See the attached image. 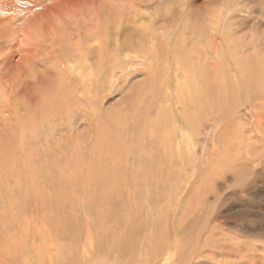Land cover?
<instances>
[{"label":"rangeland","instance_id":"rangeland-1","mask_svg":"<svg viewBox=\"0 0 264 264\" xmlns=\"http://www.w3.org/2000/svg\"><path fill=\"white\" fill-rule=\"evenodd\" d=\"M207 1L0 0V264H264V0ZM102 22L112 37L77 80L66 57ZM118 31L174 46L188 76L165 64L167 90L187 81L193 94L205 72L221 105L181 126L143 72L153 59L113 49Z\"/></svg>","mask_w":264,"mask_h":264},{"label":"bare ground","instance_id":"bare-ground-1","mask_svg":"<svg viewBox=\"0 0 264 264\" xmlns=\"http://www.w3.org/2000/svg\"><path fill=\"white\" fill-rule=\"evenodd\" d=\"M147 1V0H146ZM152 1V0H151ZM165 1V0H164ZM213 1V0H212ZM134 2V1H133ZM143 2V1H142ZM172 2V1H171ZM135 3V2H134ZM163 3V2H162ZM161 3V4H162ZM166 3V2H165ZM207 3H210V1H207L206 0V2H205V4H207ZM172 4V3H171ZM170 4V5H171ZM181 4V3H180ZM229 4V3H228ZM117 5V4H116ZM135 5V4H134ZM170 5H169V3H168V5H167V8L168 7H170ZM173 5V4H172ZM142 5H140V7H141ZM157 6V5H156ZM179 6H183V5H179ZM179 6H176L177 8H179ZM143 7V6H142ZM173 8H174V6H172ZM172 7H170V10H171V8ZM100 8H102V7H100ZM167 8H165V9H167ZM92 9V8H91ZM111 9V8H110ZM164 8H163V10H165ZM176 9V8H175ZM181 7H180V12H179V14L181 15ZM200 9V8H199ZM244 9V8H243ZM104 10V9H103ZM178 10V9H177ZM233 10V9H232ZM158 14L162 11V8H160V6L158 7ZM166 11V10H165ZM173 11H175V10H173ZM173 11H167L168 12V14H166L165 15V17H164V19H165V21H167L168 23H170L171 21H174L172 18L174 17L170 12H172L173 13ZM202 11V10H201ZM204 11V10H203ZM209 11V12H208ZM208 11H206L205 10V13L207 12L208 13V16L206 17L207 18V20H210L211 21V23H213L212 25H215L216 27V29H217V25H218V19H217V17L218 16H215V14H213V15H211L212 13H213V11H212V13H211V10L210 9H208ZM230 11V10H229ZM89 12V11H88ZM184 13H186L185 11H183ZM192 12V11H191ZM215 12H217V11H215ZM175 13V12H174ZM173 13V14H174ZM190 13V12H189ZM96 14V13H95ZM128 14H130V12L128 13ZM143 13L141 12L140 13V11H139V9L138 10H134V11H132V13H131V15L132 16H129V17H131L132 18V21H131V19L130 18H128V20L130 19V23H131V27H133V25L132 24H135L134 22H138V21H136V19H137V16L141 19V17H143V16H141ZM179 14H178V16L177 17H179ZM194 14V13H193ZM198 14V13H197ZM230 14V13H229ZM160 16L158 17L157 15V17L158 18H162V15H163V13H160L159 14ZM170 15H172L171 17H170ZM202 15V14H201ZM204 15V14H203ZM211 15V16H210ZM217 15V14H216ZM231 15H232V13H231ZM124 16H126L125 14H124ZM148 15H146L145 17H147ZM154 16V15H153ZM167 16H169V18L167 17ZM183 16V15H182ZM181 16V17H182ZM184 16H185V14H184ZM103 17V16H102ZM106 17V16H105ZM117 17V16H116ZM156 17V18H157ZM180 17V18H181ZM225 17V16H224ZM101 18V17H100ZM123 17H121V19H122ZM138 18V19H139ZM152 18H154V17H152ZM156 18H155V20H156ZM157 18V19H158ZM186 18L188 19V17L186 16ZM200 18H202V17H200ZM219 18V17H218ZM107 19V18H106ZM105 18L103 19V21L104 20H106ZM120 19V20H121ZM127 20V18H124V20ZM175 19V18H174ZM203 19V18H202ZM204 19H205V17H204ZM203 19V20H204ZM227 19V18H226ZM230 19V18H229ZM115 20V19H114ZM119 20V19H118ZM143 20H144V18H143ZM159 20V19H158ZM178 20V19H177ZM181 20V19H180ZM183 20V19H182ZM181 20V21H182ZM193 20V19H192ZM203 20H201L202 22H203ZM142 21V20H141ZM217 21V22H216ZM226 21V20H225ZM229 21V20H228ZM111 22V21H110ZM120 22H122V21H120ZM180 22V21H179ZM183 22V21H182ZM182 22H181V25H182ZM186 22V21H185ZM185 22H183V23H185ZM189 23H190V20L188 21ZM195 22V21H194ZM194 22H192V24L191 25H193V23ZM243 22V21H242ZM103 23L104 22H102V24H100V26H99V29L98 30H100L101 31V33H100V31H99V33L97 32L98 30H96V31H90V29H89V27H88V30L87 31H84L83 33H82V36H81V42L80 43H78L79 45H78V47L76 48L78 51H76L74 54H72V53H70L69 55H67V60L66 61H68L69 63L71 62V67L73 68V71H72V73H75L76 71H75V69H77L78 67L79 68H81L80 69V76H77L76 75V79L77 80H79V77L81 78L82 77V79H85V78H87V76L86 75H88L86 72L84 73V68H83V66L82 65H84V63L83 62H85V61H87L89 58H90V56L91 55H95V50H97L98 49V47H100V48H106V46H107V40H109V37H108V34H109V32H108V28L106 27V26H103ZM113 23V22H112ZM117 23H118V21H117ZM123 23V22H122ZM130 23H127V24H130ZM146 23V22H145ZM144 22H143V24H142V27L144 26V24H145ZM149 23H151V22H149ZM160 23V22H159ZM176 23V22H175ZM217 23V24H216ZM223 23H225L224 22V19H223ZM127 25L126 23H123V24H120V26H119V23H118V25H116V28H115V23H114V25L113 24H109V27H110V29L111 30H115V31H117V30H119V28H121V27H125V25ZM148 23H146V25H147ZM158 24V23H157ZM186 24V23H185ZM106 25H108L107 24V22H106ZM151 25H152V23H151ZM160 25V24H159ZM158 25V26H159ZM184 25V24H183ZM182 25V26H183ZM190 25V26H191ZM206 25V24H205ZM119 26V27H118ZM138 26V25H137ZM150 26V25H149ZM152 26H154V25H152ZM157 26V25H156ZM172 26V25H171ZM194 26V25H193ZM195 26H197V25H195ZM194 26V27H195ZM97 27V26H96ZM136 27V26H135ZM161 27V26H160ZM183 27H185V25L183 26ZM189 27V26H188ZM194 27H189L190 28V32L191 33H197V32H195V30H194ZM198 27V26H197ZM214 27V26H213ZM127 28V27H126ZM134 28V27H133ZM145 29H146V27H144ZM151 28H153V27H151ZM154 28H156L157 29V27H154ZM175 28V27H174ZM173 28V29H174ZM124 29V28H123ZM184 29V28H183ZM198 29L199 28H197L196 30L198 31ZM126 30V29H125ZM124 30V31H125ZM148 30V29H147ZM159 30V29H158ZM176 30V29H175ZM193 30V31H192ZM213 30L214 29H211L210 31L211 32H213ZM121 31V30H120ZM120 31H118V34H117V36H118V38L116 39V38H114L113 40H112V43L114 44V46H113V49L114 50H116L119 54H124L125 55V58L126 57H131L132 55H136V56H139V57H143V59L145 58V60L146 61H149V60H151V59H153V61L150 63V65H151V67H148V68H145L144 70H143V72H145L146 73V76H147V78H151L153 81H154V79H155V77H159L156 81L158 82V84H157V88L158 89H163V88H166V91H167V93H165V94H160V95H162L161 97H163L160 101H163L162 102V104L163 103H167V105H166V109H167V112L169 113L170 111H169V107H170V109H172L171 108V106L173 105L174 107H176V109H182V113L180 114V115H178V120L180 119L181 120V126H184L185 125V127L186 126H189V124H190V127L192 128V127H194V122H195V119H194V114H193V112H192V108L193 107H195V108H198L202 103H210L211 105H213L215 108L217 107V106H220L221 104H219L220 102H216L217 101V98H218V96H216V91H217V82L215 81V80H211V81H207L208 79L206 78V75H205V72L203 73L202 72V74H200L199 76H200V78H198V80H197V77H196V79H195V81L193 82V84H192V89H193V94H192V90H190L188 87H186L185 85H187V81L185 82V83H179V84H176V85H174L175 86V88H174V91L173 92H170L169 90H167L168 88H169V82H172V81H169V79H167L168 81H166L164 78H163V76L162 75H164L166 72H167V70L165 69L164 70V68L165 67H167V66H165V64L166 65H168V67H167V69L169 68V65H171L172 64V66L174 65L173 63V61L172 60H170L171 62H169V59L171 58V57H173L174 56V51H170V50H168L167 48H174V46H171V47H165V49H164V47H162V44L158 47V49L157 50H155V48H151V50L147 47H142V45H143V41L145 40V39H147L145 36H143L142 34H140L138 31V33L140 34V37L138 36V35H136V34H134V35H136V36H134V37H130V35L128 36V35H126L125 34V32H124V34L122 35V37H121V34L119 33ZM149 31V30H148ZM215 31V30H214ZM96 32L98 33V34H96ZM108 32V33H107ZM112 32V31H111ZM150 32V31H149ZM158 32V31H157ZM180 32V31H179ZM113 33V32H112ZM152 33V32H151ZM99 34H101L100 35V38H99V41H100V43L97 41V36L99 35ZM115 34V35H116ZM157 34V33H156ZM97 35V36H96ZM109 35H111L110 36V38L112 37V34L110 33ZM113 36H114V34H113ZM120 36V37H119ZM142 36L143 37H145V39L143 40V38H142ZM150 36H153V35H151L150 34ZM65 37V36H64ZM80 37V36H79ZM115 37V36H114ZM149 37V36H148ZM96 38V39H95ZM120 38H123V40H122V42H119L118 41V39H120ZM152 38V37H151ZM160 37H159V35H158V39H159ZM163 38V37H162ZM194 38V37H193ZM210 38H212V44H213V42H214V38L210 35ZM149 39V38H148ZM155 39V38H154ZM157 39V38H156ZM156 39H155V41H156ZM157 39V40H158ZM161 39V38H160ZM79 40H80V38H79ZM161 40H163V39H161ZM107 41V42H106ZM147 41V40H146ZM160 41V40H159ZM158 41V42H159ZM164 41V40H163ZM162 41V42H163ZM145 42V41H144ZM165 42V41H164ZM163 42V43H164ZM240 43V42H239ZM253 43V42H252ZM211 44V43H210ZM148 45V44H147ZM154 45V44H153ZM74 46V45H73ZM80 46V47H79ZM109 46V45H108ZM163 46H165V44L163 45ZM212 46V45H211ZM214 46V45H213ZM82 47V48H81ZM117 47V48H116ZM152 47V46H151ZM107 49H110V48H107ZM99 50V49H98ZM101 50V49H100ZM103 50V49H102ZM112 50V49H111ZM203 50V49H202ZM74 51V50H73ZM82 51L84 52V55H82L83 53H82ZM115 51V52H116ZM183 51V50H182ZM216 51V48L214 49V52ZM113 52V51H112ZM186 52V51H185ZM196 52V51H195ZM94 53V54H93ZM98 53V52H97ZM109 53H111V52H109ZM114 53V52H113ZM117 53V54H118ZM178 53V52H177ZM194 52H189V54L190 55H192ZM90 54V55H89ZM99 54V53H98ZM98 54L96 55V58L97 59H99V57H98ZM101 54V53H100ZM99 54V55H100ZM103 54H104V52H103ZM103 54H101L100 56L102 57V55ZM107 53H105L104 55L105 56H107L106 55ZM115 54V53H114ZM186 54V53H185ZM111 55L113 56V54L111 53ZM111 55H109V57H112ZM181 55V54H180ZM179 55V56H180ZM72 56V57H71ZM117 56H119V55H117ZM116 56V57H117ZM121 56V55H120ZM187 56H188V53H187ZM93 57H95V56H93ZM115 57V58H116ZM186 57V56H185ZM189 57V56H188ZM65 58V59H66ZM103 58V57H102ZM106 58V57H105ZM114 58V57H113ZM181 58V57H180ZM107 59V60H106ZM106 59H103V60H105V64H106V62L107 61H109L110 60V58H109V60H108V58H106ZM91 60V59H90ZM89 60V62H91ZM100 60V59H99ZM117 60V59H116ZM119 60H120V58H119ZM123 60V59H122ZM173 60H174V57H173ZM185 60V59H184ZM101 61V62H100ZM99 62L102 64V62H104V61H102V60H100ZM118 61V60H117ZM117 61H116V63H117ZM121 61V60H120ZM124 61V60H123ZM142 61V60H141ZM179 61V60H178ZM93 62H95V60H93ZM96 62H97V60H96ZM112 62H113V64H115L114 63V60L112 59ZM122 62V61H121ZM87 63V62H86ZM98 63V62H97ZM99 63V64H100ZM109 63V62H108ZM184 62H182V63H175V64H177V66H173L172 67V69L171 70H173V72H174V78L176 77H180V76H188V75H185V73H186V70H185V65L183 64ZM215 63V62H214ZM92 64V63H91ZM90 64V65H91ZM94 64V63H93ZM117 64H119V63H117ZM123 64V63H122ZM126 64V63H125ZM129 64H131V62H128V65H127V67L129 66ZM164 64V65H163ZM63 65V64H62ZM160 65V67L158 68V66ZM70 66V65H69ZM85 66V65H84ZM88 66H89V64H88ZM92 66V65H91ZM104 66V65H103ZM116 66V65H115ZM120 66V65H119ZM125 66V65H124ZM179 66V67H178ZM132 67V66H131ZM91 68V67H90ZM92 68H93V66H92ZM143 68V67H142ZM64 69H66V68H64ZM84 69V70H83ZM116 69V68H115ZM91 70V69H90ZM121 70V69H120ZM179 70V71H178ZM118 71V70H117ZM129 71H130V74H131V72H133V71H131L130 69H129ZM134 71H136V70H134ZM153 71H155V72H153ZM67 72V71H66ZM116 72V71H115ZM65 73V72H64ZM124 73V72H123ZM127 73H129V72H127ZM153 73L155 74V75H153ZM171 73V72H170ZM114 74V73H113ZM130 74L128 75V76H130ZM160 75V76H158V75ZM89 75H91V72H90V74ZM125 75V74H124ZM168 76V75H167ZM189 76H191V75H189ZM114 77V76H113ZM169 77H172V79H174L173 78V75L171 74V76H169ZM127 78V77H126ZM146 78V77H145ZM175 78V79H176ZM246 79V78H245ZM244 79V80H245ZM97 80V79H96ZM200 80L202 81V86H200L199 87V84H200ZM146 81V80H145ZM177 79H176V83H177ZM210 82H213V83H211L210 84ZM151 83V82H150ZM173 83V82H172ZM80 84H81V82H80ZM83 84V83H82ZM247 84V83H246ZM134 87V86H133ZM142 87H143V85H142ZM171 87H173V86H171ZM134 89V88H133ZM142 89V88H141ZM170 89V88H169ZM221 89V88H220ZM223 89V88H222ZM152 91V94H151V96H152V99H153V102H155V101H159V99L161 98L160 97V95H159V97H158V94H157V92L155 91V88H152L151 89ZM143 92V91H142ZM144 92H147V91H144ZM138 94V93H137ZM141 94V93H140ZM146 94V93H145ZM145 94L142 96V99H141V101L143 100H145V98L144 97H146L145 96ZM135 96H139V95H135ZM150 97V96H149ZM170 97H173V99H171ZM136 98V97H135ZM139 98H140V96H139ZM169 98H170V101L172 100V103H171V106H170V101H169V103H168V100H169ZM149 99V98H148ZM139 100V99H138ZM164 100L166 101V102H164ZM142 101V102H143ZM151 101V100H150ZM211 101V102H210ZM140 103V104H143V103ZM148 102V101H147ZM152 102V101H151ZM152 102V103H153ZM47 103V102H46ZM136 103H137V101H136ZM159 103V102H158ZM161 103V102H160ZM145 104V103H144ZM150 104V103H149ZM161 104V105H162ZM169 104V105H168ZM146 105V104H145ZM144 105V106H145ZM151 105V104H150ZM149 105V106H150ZM165 105V104H164ZM135 106H137V104H135ZM152 106V105H151ZM153 106H154V104H153ZM152 106V107H153ZM163 106V105H162ZM169 106V107H168ZM138 107V106H137ZM137 107H135L136 108V110L137 109H139V108H137ZM140 107V106H139ZM165 107V106H164ZM144 108V107H143ZM145 108H147V105H146V107ZM158 108V107H157ZM160 108V107H159ZM158 108V109H159ZM162 108V107H161ZM151 109V108H150ZM149 107H148V114H149ZM166 109H164V110H166ZM141 110V109H140ZM144 110H147V109H144ZM173 110H174V108H173ZM139 111V110H138ZM151 111V110H150ZM153 111V110H152ZM158 111H160V109L158 110ZM175 111V113H176V110H174ZM178 111V110H177ZM144 112V111H143ZM147 112H145V114L147 113ZM166 112V113H167ZM173 112V111H172ZM156 113H160V112H157L156 111ZM178 113H180V112H178ZM207 112L205 111V114H206ZM150 114H151V112H150ZM149 114V115H150ZM192 116H191V115ZM157 115V114H156ZM160 115V114H159ZM162 115H164V113L162 114ZM161 115V116H162ZM171 115V117H172V113L170 114ZM158 116V115H157ZM159 117V119L161 118L162 119V117ZM169 116V115H168ZM166 117V116H165ZM164 117V118H165ZM206 117H207V115H206ZM146 118V117H145ZM174 118V117H173ZM168 119H169V117H168ZM167 119V120H168ZM172 120V119H171ZM148 121V120H147ZM163 121V120H162ZM169 121V120H168ZM173 121V120H172ZM145 122V121H144ZM175 122V121H174ZM198 122V121H197ZM149 123V122H148ZM148 123H146L147 125H148ZM163 123V122H162ZM169 123V122H168ZM167 123V124H168ZM180 123V122H179ZM117 124V123H116ZM170 124V123H169ZM168 124V125H169ZM177 124V123H176ZM164 125H165V123H164ZM167 125V126H168ZM174 126H175V124H174ZM150 127V126H149ZM180 127V126H179ZM189 127V128H190ZM184 128V127H183ZM172 129V128H171ZM177 129V128H176ZM180 129V128H179ZM161 131H162V128L160 129ZM169 130V129H168ZM151 131V130H150ZM155 131V130H154ZM157 131V130H156ZM178 131V130H177ZM152 133V132H151ZM154 133H157V132H154ZM153 134V133H152ZM160 134V133H159ZM162 134H164V132L163 133H161V135ZM175 134H177V132L175 133ZM149 135H150V133H149ZM154 135V134H153ZM151 136V135H150ZM157 136V135H156ZM159 136V135H158ZM157 136V137H158ZM153 137H155V136H153ZM156 137V138H157ZM169 137V136H168ZM175 137H177V136H175ZM174 137V138H175ZM138 138V137H137ZM161 138V137H160ZM170 138H173L172 136H171V133H170ZM169 138V140H171ZM153 139V138H152ZM158 139V138H157ZM162 139H164V138H162ZM166 139H167V136H166ZM165 139V140H166ZM159 140V139H158ZM158 142V141H157ZM166 142H168V141H166ZM173 142H174V140H173ZM159 144V143H158ZM163 144V143H162ZM161 144V145H162ZM164 145V144H163ZM163 145H162V147H160V149L161 148H163ZM157 148V147H156ZM173 148V147H172ZM159 149V148H158ZM164 149V148H163ZM163 151V150H162ZM162 155V154H161ZM162 159V158H161ZM167 160H171L170 158H167ZM164 161V160H163ZM166 161V160H165ZM162 161L160 160V163H161ZM156 163V162H155ZM216 239V238H215ZM237 254V253H236ZM249 263V262H248ZM189 264V263H188Z\"/></svg>","mask_w":264,"mask_h":264}]
</instances>
